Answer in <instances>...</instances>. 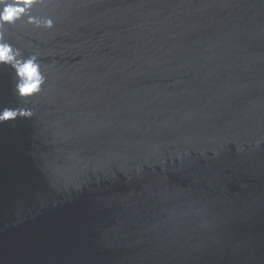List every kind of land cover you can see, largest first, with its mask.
<instances>
[{"label":"water","instance_id":"water-1","mask_svg":"<svg viewBox=\"0 0 264 264\" xmlns=\"http://www.w3.org/2000/svg\"><path fill=\"white\" fill-rule=\"evenodd\" d=\"M8 25L0 264H264V0H51Z\"/></svg>","mask_w":264,"mask_h":264},{"label":"clouds","instance_id":"clouds-1","mask_svg":"<svg viewBox=\"0 0 264 264\" xmlns=\"http://www.w3.org/2000/svg\"><path fill=\"white\" fill-rule=\"evenodd\" d=\"M51 0H0V67L11 68L14 74V94L27 99L41 92L46 78L38 62V54L24 56L21 49L13 47L5 37L8 25L27 17V23L36 28L51 29L54 20L51 17L33 15L34 5H46ZM34 115L31 109L0 108V124L15 121L18 118L30 119Z\"/></svg>","mask_w":264,"mask_h":264}]
</instances>
